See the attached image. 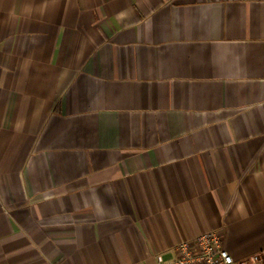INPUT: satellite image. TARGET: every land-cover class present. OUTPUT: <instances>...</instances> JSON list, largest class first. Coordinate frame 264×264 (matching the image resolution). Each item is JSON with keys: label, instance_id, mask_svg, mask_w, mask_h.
I'll return each mask as SVG.
<instances>
[{"label": "crops", "instance_id": "crops-1", "mask_svg": "<svg viewBox=\"0 0 264 264\" xmlns=\"http://www.w3.org/2000/svg\"><path fill=\"white\" fill-rule=\"evenodd\" d=\"M221 227L264 249V0H0V264Z\"/></svg>", "mask_w": 264, "mask_h": 264}, {"label": "built area", "instance_id": "built-area-1", "mask_svg": "<svg viewBox=\"0 0 264 264\" xmlns=\"http://www.w3.org/2000/svg\"><path fill=\"white\" fill-rule=\"evenodd\" d=\"M132 264H264V249L245 258H236L224 246V229L221 227L181 240L172 259L165 260L157 253L151 261Z\"/></svg>", "mask_w": 264, "mask_h": 264}, {"label": "rangeland", "instance_id": "rangeland-1", "mask_svg": "<svg viewBox=\"0 0 264 264\" xmlns=\"http://www.w3.org/2000/svg\"><path fill=\"white\" fill-rule=\"evenodd\" d=\"M172 256H173V253H172ZM172 256L170 255L169 257L168 256H166V257L163 256V257L165 260H168V259H172L173 258ZM170 257H172V258H170Z\"/></svg>", "mask_w": 264, "mask_h": 264}]
</instances>
